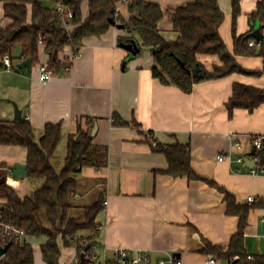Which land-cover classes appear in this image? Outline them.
I'll list each match as a JSON object with an SVG mask.
<instances>
[{
  "label": "crops",
  "instance_id": "1",
  "mask_svg": "<svg viewBox=\"0 0 264 264\" xmlns=\"http://www.w3.org/2000/svg\"><path fill=\"white\" fill-rule=\"evenodd\" d=\"M133 1L137 0H122L117 5L123 21L117 25L125 24L126 29L112 26L102 36L84 39L78 57L70 61L71 69L55 74L48 83L39 80L41 63L49 61L44 48H40L38 62H31L30 72L18 67L23 62L19 60H14V72L0 71V122L16 121L15 103L22 112L21 120L33 127L37 142L47 125L60 124L59 145L65 146L66 154L70 137H79L80 130L93 133L98 127L92 144L106 152L105 164L79 174L75 202L91 206L83 203L96 192L94 203L103 202L96 217L99 234L93 249L99 257H113L117 249H124L149 255V264H160L170 256L182 264H207L210 258L221 264L201 252L208 243L228 248L240 228L239 217L227 213L221 189L237 204L251 207L245 249L249 256H264V177L250 175L249 168L237 162L241 155L255 152V138L264 139V104L254 112L235 109L231 117L227 107L235 84L264 90V59L236 56L243 69L261 75L234 73L202 81L190 94L164 85L152 74L155 61L150 49L139 39L129 38L132 14L128 5ZM141 1L164 10L161 35L176 41L180 34L173 29L169 10L194 0ZM261 1L241 0V13L234 18L232 0H218L225 16L219 33L230 53H234V34H253L260 25L264 35V21L253 25L250 19ZM82 7L87 19L88 2ZM0 22L9 24L2 3ZM125 38L126 43L122 42ZM133 42L140 51L137 57L123 47ZM72 57L70 47L59 53L61 61ZM197 57L209 71L222 65L216 55ZM119 120L128 126L118 125ZM155 144L189 147L191 167L199 180L164 174L169 163L164 154L154 150ZM222 155L230 159L219 161ZM27 158L24 147L0 145V179L21 199L30 195V187L38 190L43 186L41 180L32 186V180L18 176L16 166H27ZM249 197H257L259 202L249 204ZM26 242L35 251L34 264H46L42 247L48 238L29 237ZM58 244L63 252L59 263L77 264V246L65 247L61 236Z\"/></svg>",
  "mask_w": 264,
  "mask_h": 264
},
{
  "label": "trees",
  "instance_id": "2",
  "mask_svg": "<svg viewBox=\"0 0 264 264\" xmlns=\"http://www.w3.org/2000/svg\"><path fill=\"white\" fill-rule=\"evenodd\" d=\"M73 12L72 33L69 34L54 8L52 0H0L4 7V17L9 24L0 29V61L5 55L13 60H30L37 63L40 48L49 55V66L56 74L71 69V63H62L59 53L70 47L78 56L84 39L102 36L112 27L110 20L123 22L117 13V5L122 0H64ZM88 2L89 16L83 17L82 5ZM241 0H232L233 14L236 18L240 12ZM132 14L129 28L130 39H139L142 46L150 49L155 65L152 69L154 78L164 85L178 87L186 94L193 92L194 86L206 80H217L234 73L261 75V72H249L236 61V56H260L264 59V41L249 47L254 41L252 32L247 35L234 34V53H230L223 41L219 29L224 22L218 0H194V2L169 10L174 31L180 34L176 41H168L161 35L160 24L165 12L157 4L141 0L128 5ZM252 24L264 21V0L259 2L258 9L251 15ZM264 27V26H263ZM43 39V46L38 41ZM122 42H128L123 39ZM124 43V44H125ZM19 51V57L15 52ZM140 55V51L135 55ZM198 55H216L222 62L212 71L198 63ZM183 64V66L181 65ZM198 66V75L193 69ZM233 96L228 102L230 117L235 109L254 112L264 104V90L250 86L235 84ZM118 125L128 126L119 120ZM79 137H70L67 145L66 161L63 169L57 172L51 163L62 140L60 124L47 125L42 137L37 142L35 131L30 123L20 120L0 122V145L20 146L27 149V175L29 180H41L43 186L32 196L21 199L6 183L0 179V210L3 219L25 231L27 238H48L42 247L43 259L46 264H60L62 250L58 244L61 236L65 247L76 245L79 257L84 234L96 235L89 243L97 242L99 227L96 217L103 209L99 201L91 206H80L75 202L78 193V176L85 168H101L105 164L106 152L93 146L92 132L80 130ZM153 146V145H152ZM154 150L166 156L169 167L164 174L174 178L187 177L199 180L191 167L189 147L176 144L173 146L155 144ZM264 158V150L261 152ZM227 213L239 217L237 233L232 237L228 248L208 243L202 253L215 257L221 264H264V256H249L245 249L244 233L248 225L251 207L239 205L235 198L226 191ZM80 212V213H78ZM75 236L73 239L72 237ZM6 257L0 264H34V249L26 241L13 242ZM89 249L86 258L93 256Z\"/></svg>",
  "mask_w": 264,
  "mask_h": 264
},
{
  "label": "built area",
  "instance_id": "3",
  "mask_svg": "<svg viewBox=\"0 0 264 264\" xmlns=\"http://www.w3.org/2000/svg\"><path fill=\"white\" fill-rule=\"evenodd\" d=\"M54 3V10L56 14L59 17V21H61L62 25L66 29V31L71 34L72 33V24L71 20L73 19V12L69 9V7L66 5L64 0H52ZM2 27V23L0 22V29ZM40 46H43V39L40 38L38 41ZM258 45L257 42L251 41L249 43V47H254ZM78 56H75L73 54V57L69 61H61L62 63H67L74 58ZM40 75L39 80L42 83H48L52 80V77L56 74L53 69L49 66V61L43 62L40 65ZM16 69V66L14 64V60L11 57V55H5L1 61H0V71H6V72H14ZM253 145L255 152L250 155H241L237 162L241 166H246L247 162L252 163V166H249V174L250 175H256V176H263L264 177V158L261 155V152L264 150V139L261 138H255L253 140ZM237 149H241L242 147L237 145ZM226 159H230L228 155H222L219 159V161H224ZM240 172V171H239ZM249 204H254L259 202V199L257 197H249L248 199ZM92 238H95V234L93 233ZM73 239L75 236L72 237ZM27 239V234L24 230L19 229L9 223H7L3 219V211L0 210V246L5 247L6 245H10L13 242H24ZM89 238L83 239V243L86 245L89 244ZM94 246H92V249H94ZM93 256L89 259V262H87L88 258H86V264H149L151 262L150 256L147 254H142L139 252L130 253L127 250L124 249H117L115 252V255L113 257L103 256L99 257L97 253L93 251ZM7 254H5L1 259L6 257ZM0 259V260H1ZM77 264H80V257L77 259ZM160 264H182L180 261H178L175 256H170L169 260L167 261H160ZM207 264H216V260L214 258H210L207 261Z\"/></svg>",
  "mask_w": 264,
  "mask_h": 264
},
{
  "label": "water",
  "instance_id": "4",
  "mask_svg": "<svg viewBox=\"0 0 264 264\" xmlns=\"http://www.w3.org/2000/svg\"><path fill=\"white\" fill-rule=\"evenodd\" d=\"M110 23L112 26H118V28L120 29H126L125 24L124 25H117V22L114 21L113 19L110 20ZM255 31L253 32L252 36L255 40H257L258 42H262L264 41V35L262 32V28L260 27V25H257L255 27ZM123 47L125 49H127L129 52H131L133 55H136L139 52L138 49V44L136 42H133L132 44H125L123 45ZM181 65L183 66V64L181 63ZM21 70H27L28 72H30L31 70V61L30 60H25L23 61L19 66H18ZM193 72L195 73V76H197L198 78H202V75H198V66L196 65L195 68L193 69ZM15 106V120L16 121H20L22 118V112L18 109L17 105L15 103H13ZM98 130V127H95L92 136L94 137L96 135V132ZM247 167L252 166V163L247 162L246 164ZM16 169L18 170V176L21 177H26L27 175V166L25 165H17ZM5 179L1 180V183H5ZM94 245V243H89L88 245L84 246L82 248V254L80 256V264H86V253L89 249L92 248V246ZM11 245H6L5 247H1L0 246V259L7 254V252L9 251Z\"/></svg>",
  "mask_w": 264,
  "mask_h": 264
},
{
  "label": "rangeland",
  "instance_id": "5",
  "mask_svg": "<svg viewBox=\"0 0 264 264\" xmlns=\"http://www.w3.org/2000/svg\"><path fill=\"white\" fill-rule=\"evenodd\" d=\"M53 5H54V3L53 4L50 3L51 7H54ZM19 55H20V52L16 51L15 52V56L19 57ZM65 159H66V148H65V146H62V144H61V145H59L55 155L52 157V165L56 169L57 172H60L63 169L65 161H66ZM32 181H33L32 184H31L32 186L37 185V180H32ZM30 190L31 191H30V195L29 196H32L34 194V192L36 191V187H30ZM79 194L81 195V193H79ZM96 197H97V192L91 194V196L86 198V200H85V202L83 204L86 203V205H92L94 203V199ZM78 204H80V203H78ZM78 213H80V212H78ZM92 235H93V233L92 234H84L83 235V237H84L83 239H85V238L91 239L93 237ZM95 237H96V235H95Z\"/></svg>",
  "mask_w": 264,
  "mask_h": 264
}]
</instances>
